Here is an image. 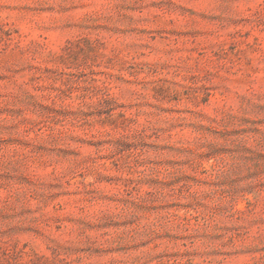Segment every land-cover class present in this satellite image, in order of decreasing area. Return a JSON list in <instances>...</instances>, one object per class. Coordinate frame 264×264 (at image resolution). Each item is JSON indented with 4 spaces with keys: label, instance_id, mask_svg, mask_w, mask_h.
<instances>
[{
    "label": "rangeland",
    "instance_id": "374dc122",
    "mask_svg": "<svg viewBox=\"0 0 264 264\" xmlns=\"http://www.w3.org/2000/svg\"><path fill=\"white\" fill-rule=\"evenodd\" d=\"M0 264H264V0H0Z\"/></svg>",
    "mask_w": 264,
    "mask_h": 264
}]
</instances>
